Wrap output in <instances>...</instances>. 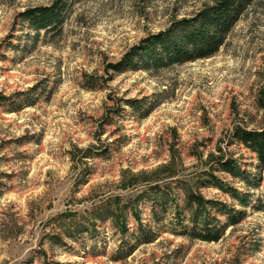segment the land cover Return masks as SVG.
<instances>
[{
  "label": "rangeland",
  "instance_id": "374dc122",
  "mask_svg": "<svg viewBox=\"0 0 264 264\" xmlns=\"http://www.w3.org/2000/svg\"><path fill=\"white\" fill-rule=\"evenodd\" d=\"M53 1L0 0V264H264V213L204 184L247 192L215 158L258 163L232 134L264 125V0L216 56L155 74L108 64L215 0H71L37 37L19 14ZM187 192L243 219L194 239L174 226Z\"/></svg>",
  "mask_w": 264,
  "mask_h": 264
},
{
  "label": "trees",
  "instance_id": "16d2710c",
  "mask_svg": "<svg viewBox=\"0 0 264 264\" xmlns=\"http://www.w3.org/2000/svg\"><path fill=\"white\" fill-rule=\"evenodd\" d=\"M255 1L215 0L211 4H206L191 17L175 19L166 29L141 39L118 62L108 64V71L117 74L127 71L155 74L177 65L213 58L226 45L229 36ZM70 6L71 0H54L48 6L27 8L19 17L38 37L42 32L50 34L60 30L67 19ZM126 102L135 109L140 108L136 101ZM232 139L252 151L258 163L253 171H248L242 168L238 159L221 153L215 158L214 170L241 180L247 186V192H240L225 183L214 172L209 173L204 184L216 186L244 208L251 207L254 211L264 213V196L256 194V190L264 184V125L258 129L236 127ZM149 200L164 210L169 201L167 196H154ZM222 215L227 217L226 221L221 219ZM175 216L177 217L175 228H182V232L194 239L217 242L224 236L229 226L240 223L244 214L236 212L226 203L206 199L198 193L187 192L183 210L176 207ZM125 229L122 227L123 233ZM81 230L90 232L87 227Z\"/></svg>",
  "mask_w": 264,
  "mask_h": 264
}]
</instances>
